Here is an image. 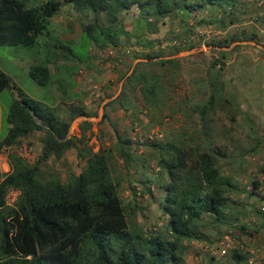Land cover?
I'll return each mask as SVG.
<instances>
[{
	"label": "trees",
	"instance_id": "obj_1",
	"mask_svg": "<svg viewBox=\"0 0 264 264\" xmlns=\"http://www.w3.org/2000/svg\"><path fill=\"white\" fill-rule=\"evenodd\" d=\"M31 1L0 0V46L39 47L47 54L45 60L30 69V76L38 85H54L70 99L66 83L70 84L74 71L60 70L58 75H52L50 65L61 59L85 64L76 54L73 43L64 42L52 31L54 18L65 6H71L86 17L92 16L90 22L81 26V38L86 40L88 51L90 46L99 52L119 50L124 36L136 38L142 47L146 46L148 51L137 58L144 61L136 64L124 81L121 94L110 104L135 114L139 111L131 97L139 92L144 109L155 117L162 115L170 98L165 76L153 73L151 66L175 65L176 60L159 59L162 56L155 53L158 41L146 39L145 33H158L159 25L170 17H181L185 23L206 9H219L223 16H218L217 22L223 26L227 21L232 24L230 19L242 2L49 0L34 5ZM134 8L139 21H144L143 32H131L122 22V14ZM228 8H231L229 12ZM235 41L231 39L225 45ZM156 59L159 60L154 61ZM223 69L225 63L221 59L211 61L207 79L201 84V92H208L209 96L196 106L202 123L200 133H194L189 139L182 133L167 138L166 143L147 142L158 154V165L166 174L160 204L168 220L166 234H150L137 225L120 198V180L114 175L112 158L116 155L126 169H131L136 156L135 143L130 137L122 136L111 123L116 144L110 149L94 151L86 135L92 123L81 124L80 138L70 136L71 125L77 118L90 117L83 103H73L69 107V119H63L57 107L29 97L0 71V94L10 88L16 92L7 114L9 130L0 141V153L37 132L44 134L42 153L35 163L10 154L9 170H0V264H187V243H213L212 230L221 235L219 228L228 227V233L232 232L233 236L236 230L241 234L248 231L247 234L254 237L259 233L264 235V218L260 217L254 227L246 225L248 204L232 199L233 195L240 198L248 184L240 187L236 176H226L221 171L223 160L240 158L246 152L227 155L226 148L217 145L211 134L214 130L211 114L221 106L217 101L224 98ZM72 149L77 151L80 164H84L79 174H69L64 182L59 173L44 171L52 158L62 160ZM261 182L259 177L249 183L253 190L248 198L259 192ZM10 192L18 193L13 204L8 203ZM252 254L239 248L229 250L224 257L225 264L248 263Z\"/></svg>",
	"mask_w": 264,
	"mask_h": 264
},
{
	"label": "rangeland",
	"instance_id": "obj_2",
	"mask_svg": "<svg viewBox=\"0 0 264 264\" xmlns=\"http://www.w3.org/2000/svg\"><path fill=\"white\" fill-rule=\"evenodd\" d=\"M47 1L49 0L31 2L41 5ZM219 11L206 9L187 19L185 25L181 23V17L174 16V20H168L166 26L162 25L163 22L160 24L158 33H145L146 39L158 41L155 53L165 60H176L175 65L151 66L153 73L165 76L170 102L162 115L155 117L144 109L140 93L134 92L131 98L139 112L131 113L132 117L128 118L127 123L114 126L122 136L134 141L133 152L136 156L130 170L125 168L119 157L114 155L112 158L114 175L120 180L119 195L129 216L150 234L168 233V220L160 206L164 197L162 186L166 181V174L158 165V154L147 146V142L151 137H157L156 141L166 143L167 138L182 133H186L185 138L189 139L194 133L201 132L202 123L196 106L204 103L209 96L208 92H201V84L207 79L208 68L214 59H221L225 63V69L222 70L224 98L217 101L221 106L211 114L214 121L212 138L217 145L226 148L229 156L246 152L240 158L223 160L221 171L223 175L236 176L240 187L245 184L244 181L250 183L256 178L264 177V0H242L230 19L234 23L227 21L224 26L217 22L218 14L222 13ZM137 15L138 11L134 8L121 17L131 32H143L146 29L144 21H139ZM91 20V15L86 17L71 6H65L54 18L52 31L64 42L73 43L76 54L85 61V64H69L68 68H75L70 84L66 85H69L70 92L76 96L75 103H80L79 99L84 94L92 95L91 105L97 112L92 111L94 123L86 135L89 145L97 152L101 148H113L117 142L114 128L110 125L114 124L117 116L113 118L103 111L101 122L107 121L108 124L96 125L100 122L99 109L106 97H112L118 92L122 79L127 78L136 66L134 62L144 61L137 58L148 49L146 46L142 47L136 38L123 37L125 48L121 52L112 49L99 52L93 46L88 51L86 40L81 38V26ZM251 37H255V40H250ZM231 39L236 41L230 42L229 46L225 45ZM179 48L181 51H178ZM46 55L39 47L0 46V69L12 78L15 88L21 89L29 97L49 106L63 102V109L58 107L59 115L68 120L70 113L64 108L66 97L56 86H40L30 76L31 67L45 60ZM100 75L105 77L99 78ZM112 81L115 87L108 93V89L105 91L103 86ZM78 84L80 89L76 88ZM15 97L14 88L6 89L0 94V141L8 133L7 114ZM113 109L120 112L118 105ZM80 120L79 117L72 123L71 137H81ZM161 134L163 138L160 139L158 135ZM43 138L44 134L37 132L22 140L29 145L35 161L42 153ZM9 153H0L2 172H6ZM83 166L78 160L77 151L72 149L62 160L52 158L44 166V171L57 172L67 182L68 175L79 174ZM261 183L260 189L263 191L259 190L246 200L249 209L244 220L250 227L259 224L260 217L264 218V214L260 212L264 206V180ZM17 195L16 192H10L8 203L13 204ZM229 230L228 227H220L221 235L212 230L210 233L215 239L213 243L189 241L185 255L187 264H225L226 254L221 256V244ZM247 233L248 231L245 234H241L239 230L233 231L234 237L245 245V251L253 253V257L245 264H264L261 254L257 253L264 247V235L259 233L254 237Z\"/></svg>",
	"mask_w": 264,
	"mask_h": 264
},
{
	"label": "crops",
	"instance_id": "obj_3",
	"mask_svg": "<svg viewBox=\"0 0 264 264\" xmlns=\"http://www.w3.org/2000/svg\"><path fill=\"white\" fill-rule=\"evenodd\" d=\"M128 12H124L123 14H127ZM122 14V15H123ZM138 16V15H137ZM122 17V16H121ZM121 19H123V18H121ZM168 20H174V17H170V18H168V19H166L165 20V22H163L162 23V25H164V26H166L167 25V21ZM124 24H125V22L124 21H122ZM181 23H183V22H181ZM186 23V22H185ZM185 23H183V25H185ZM125 26H126V24H125ZM160 26V25H159ZM127 28V27H126ZM125 37V36H124ZM124 48H125V46L124 45H122L120 48H119V50H116V52H121V51H123L124 50ZM156 49V48H155ZM162 59H163V57H162ZM168 60H170V59H168ZM137 62H138V60H136L135 62H134V66H135V64H137ZM69 64H71L70 66H72L73 65V63L71 62V61H69V60H64V61H62V60H59L55 65H50V70H51V73H52V75H58L59 74V71L60 70H62L63 72H65L66 70H68V69H72L73 71H74V68H75V66H73L72 68L70 67V68H68V66H69ZM120 68H121V66H120ZM0 71H2L1 69H0ZM3 72V71H2ZM3 73H5V72H3ZM6 74V73H5ZM8 75V74H7ZM9 76V75H8ZM10 77V76H9ZM99 78L100 77H102V78H104L105 77V75L103 76V75H100V76H98ZM11 78V77H10ZM115 78H116V76H115ZM115 78L114 79H112V80H115ZM12 79V78H11ZM125 79L126 78H124V79H122V81H121V84H120V88H119V90H118V92L114 95V96H112V97H106L105 99H104V101H103V103H102V106L100 107V109H99V117H100V122H98V123H96V125H105V124H108V122L106 121V123H103V122H101V120H102V115H103V111L104 112H106V113H109L112 117L113 116H117V117H115V122H114V125H123L124 123H127L128 121V118H131L132 117V115H131V111H129V112H124L123 110H121L120 109V112L119 111H117L116 109H113V107H116V105L115 104H110L113 100H115L120 94H121V92H122V89H123V85H124V81H125ZM113 83V81L109 84V85H104L103 87L105 88V91H106V89H108L107 90V92L109 93V92H112V90H113V88L115 87V84H112ZM81 84V83H80ZM80 84H78V86L76 87L77 89H80ZM88 90H89V88H88ZM67 100V103H65V107L64 108H66V110L67 111H69V107L73 104V103H75V100H76V96H74L73 95V93H71V95H70V99H66ZM79 100H81V102L83 103V105L85 106V110L89 113V115H90V117H80V122H79V125H81L83 122H85V121H88V122H90V123H92V125H93V119H94V117H92V111L93 112H97L96 110H94L93 109V107H92V105H91V102H92V95L91 94H89L88 93V96L86 95V94H84V95H82V97H80V99ZM97 100H99V99H97ZM62 105V106H61ZM52 107H61V109H63V102H60L59 104H57V105H55V106H52ZM105 107V108H104ZM260 115V114H259ZM114 118V117H113ZM110 123V122H109ZM8 130H9V127H8ZM120 132V131H119ZM120 134H121V132H120ZM6 172L9 170V164H8V158L6 159ZM264 180V177H262L261 178V181H263ZM245 182V181H244ZM262 189V188H261ZM260 189V190H261ZM261 191H263V190H261ZM246 203H247V201H246ZM262 207H264V206H262ZM264 248V247H263ZM251 262V261H250Z\"/></svg>",
	"mask_w": 264,
	"mask_h": 264
},
{
	"label": "built area",
	"instance_id": "obj_4",
	"mask_svg": "<svg viewBox=\"0 0 264 264\" xmlns=\"http://www.w3.org/2000/svg\"><path fill=\"white\" fill-rule=\"evenodd\" d=\"M231 10V8H228L227 11L229 12ZM219 17H222L223 16V12L219 13L218 14ZM157 137H151V141H156ZM158 138H163V135H158ZM3 151H9V155L10 154H13V155H16L18 157H22L23 159H25L28 163L30 164H33L35 163V155L31 152L30 150V147L27 143H25L24 141H21L19 142L17 145L15 146H12L10 148H6L4 149ZM2 151V152H3ZM245 184H248V187L246 189V192L243 193L241 195V197H237L235 195L232 196V199L234 201H237V200H241V201H245L247 200L248 198V193H250L252 190H253V186L252 185H249V182L245 181L244 182ZM261 210L264 212V207H261ZM235 226H238V224H236ZM231 233H228L225 235V237L223 238V241H222V244H221V256H224L225 254H227V252L229 250H232V249H236V248H239V249H242V250H245V245L239 241L238 239H236V237H234L233 235H231ZM257 253H260L263 260H264V248L262 249H259L257 251ZM252 263V261L250 262Z\"/></svg>",
	"mask_w": 264,
	"mask_h": 264
}]
</instances>
